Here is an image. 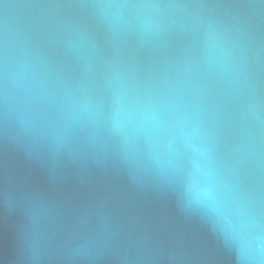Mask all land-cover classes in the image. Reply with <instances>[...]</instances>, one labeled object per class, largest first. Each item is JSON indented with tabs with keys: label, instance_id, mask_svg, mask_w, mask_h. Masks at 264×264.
I'll use <instances>...</instances> for the list:
<instances>
[{
	"label": "water",
	"instance_id": "water-1",
	"mask_svg": "<svg viewBox=\"0 0 264 264\" xmlns=\"http://www.w3.org/2000/svg\"><path fill=\"white\" fill-rule=\"evenodd\" d=\"M0 264H264V0H0Z\"/></svg>",
	"mask_w": 264,
	"mask_h": 264
},
{
	"label": "clouds",
	"instance_id": "clouds-1",
	"mask_svg": "<svg viewBox=\"0 0 264 264\" xmlns=\"http://www.w3.org/2000/svg\"><path fill=\"white\" fill-rule=\"evenodd\" d=\"M259 247H260V245H259V244H257V245H256V248H257V249H259Z\"/></svg>",
	"mask_w": 264,
	"mask_h": 264
}]
</instances>
